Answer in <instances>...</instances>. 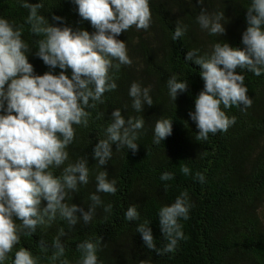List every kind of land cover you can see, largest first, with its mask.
<instances>
[{
  "label": "clouds",
  "instance_id": "9594fccd",
  "mask_svg": "<svg viewBox=\"0 0 264 264\" xmlns=\"http://www.w3.org/2000/svg\"><path fill=\"white\" fill-rule=\"evenodd\" d=\"M16 2L27 9L22 25L0 17V264L9 260L11 264H40L39 256L20 246L22 236L31 237L38 228L43 233L58 219L65 221L69 229L81 222L88 225L98 207L109 215L112 212V204H105L100 195L117 192V181L109 179L106 170H99L94 176L95 192L88 197L91 203L87 211L67 202L72 199L71 193L89 183L90 177L86 157L71 162L67 148L74 140L73 126H88L90 112L86 109L103 104L104 94L117 88L110 70L118 71L121 65L132 63L125 42L117 37L133 26L147 31L152 14L149 0H70L78 16L94 29L89 33L65 26L60 16L53 15L49 23L41 14V0L35 4L28 0ZM203 3L204 0H197V4ZM195 20L209 36L219 37L225 32L223 11L201 8ZM245 20L242 48L216 40L210 50L201 53L193 48L184 56L186 64L199 67L203 81L193 111L188 113L198 130L197 140H207L210 133L225 132L235 123L236 118L226 116L221 105L224 109L238 107L241 112L252 105L246 95L244 76L236 70L245 69L257 77L264 75V0H249ZM25 25L32 36L39 37L34 41L35 47L23 38ZM188 27L177 22L171 39L183 37ZM30 54L49 71L35 74L28 62ZM56 69L60 71L55 72ZM166 87L173 102L178 94L187 91L188 81L173 75L167 79ZM128 96L136 113H142L145 105H153L150 87L138 82L131 83ZM144 124L143 116L126 118L121 109H114L103 129L104 138L92 150L96 168L104 169L112 157L113 145L135 154ZM171 134L172 119H158L152 142L160 145ZM56 169H61L59 175L54 174ZM180 171L187 175L190 170L185 166ZM172 179L171 172L160 175L161 181ZM191 207L188 193L181 192L170 205L158 209L159 230L167 241L162 248L164 253L174 252L178 241L186 238L179 221L189 218ZM124 219L140 221L136 205L127 208ZM150 223L143 220L135 231L147 249L159 253ZM66 235L63 228H58L50 241L41 238L37 243L42 251L53 250L46 257L48 264H70L65 256ZM101 245L100 237L78 243L76 264H103L97 255Z\"/></svg>",
  "mask_w": 264,
  "mask_h": 264
},
{
  "label": "trees",
  "instance_id": "16d2710c",
  "mask_svg": "<svg viewBox=\"0 0 264 264\" xmlns=\"http://www.w3.org/2000/svg\"><path fill=\"white\" fill-rule=\"evenodd\" d=\"M35 4L38 0H28ZM41 14L52 23L53 15L64 19V25L94 29L82 20L70 0H41ZM249 0H149L152 22L147 31L131 27L117 39L125 42L131 65H121L110 74L117 84L112 92L104 94V103H97L90 112L87 127L76 126L73 142L68 146L69 160L87 159L90 169L89 183L71 193L77 207L87 211L91 203L89 195L95 192L94 176L106 170L109 179L117 181L115 195L100 194L105 204H112L111 214L98 207L93 220L82 222L69 229L66 222L57 220L42 233L38 228L31 237H21L22 247L41 258L40 264H48L47 252L38 242L50 241L58 228L67 235L65 256L70 264H76L79 253L76 245L84 239L100 237L102 245L97 255L103 264H264V75H252L245 69H237L244 76L246 95L252 105L245 112L238 107L224 109L226 116L236 118L227 131L209 134L207 140H197L198 130L188 113L193 111L194 99L203 88L199 67L184 62L188 50H210L216 40L230 47L242 48L241 34L246 29V8ZM201 8L209 12L223 11L225 32L219 37L201 31L196 16ZM27 9L16 0H0V17L22 25ZM188 25L186 34L176 41L171 39L175 24ZM24 26L23 38L35 47L32 36ZM35 49H33V52ZM28 62L34 73L42 75L49 71L41 60L30 54ZM115 63V61H114ZM56 69L55 72H59ZM175 75L187 80L188 88L172 102L168 96L166 81ZM132 82L150 87L153 100L151 107L145 105L142 113L131 108L128 90ZM119 108L125 117L143 116L144 128L138 139L135 154L126 148L112 146V157L97 169L92 150L99 139L104 138L103 129L111 112ZM172 119V134L160 145L153 144V127L158 119ZM187 166L189 173L180 169ZM61 169L54 174L59 175ZM171 172L173 179L161 181L163 172ZM167 185V188H165ZM181 192H187L192 204L187 220H180L185 239L178 241L172 253H164L166 240L161 236L157 212L161 206L170 205ZM44 202H42L43 204ZM136 205L140 221L128 222L124 212ZM79 215V213H77ZM149 220L158 253L144 245L135 231L138 223ZM12 254H10L11 256ZM11 264V260L7 262Z\"/></svg>",
  "mask_w": 264,
  "mask_h": 264
}]
</instances>
